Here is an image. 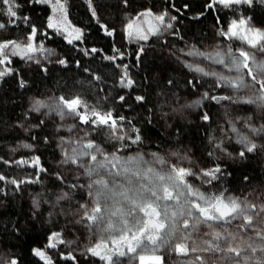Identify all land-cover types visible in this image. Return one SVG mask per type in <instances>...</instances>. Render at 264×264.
Masks as SVG:
<instances>
[{"label": "trees", "instance_id": "obj_1", "mask_svg": "<svg viewBox=\"0 0 264 264\" xmlns=\"http://www.w3.org/2000/svg\"><path fill=\"white\" fill-rule=\"evenodd\" d=\"M210 2L128 0L125 5L123 0H92V7L96 9L93 17L85 0H66L71 23L84 33L82 42L75 43H69L47 27L52 15L47 4L15 0L19 5L15 9L18 15L27 16L29 20L27 23L17 20L15 25H10V17L6 14L8 5L0 3V22L6 25L4 30H0V41L26 40L30 26L34 25L39 29L36 40L58 55L56 60L47 64H27L14 58L7 68L11 72L0 78V175L7 178L0 181V252H9L17 264H44L33 250L44 249L53 231L72 232L75 227L73 214L84 203L79 187H70L78 183L63 177L62 184L56 179L54 174L62 173L58 168L60 155L53 127L46 121L40 124L41 119L30 111L31 98L79 96L99 111H111L113 117L124 116L126 119L120 124L128 130L130 140L135 138L136 129L141 136V142L128 143L130 150H155L166 158L182 150L194 152L203 167L219 166L221 169L211 184L203 183L204 178L198 179L206 193L247 194L264 186V140L256 153L236 160L225 157L216 147L223 118V111L216 103L207 106L205 114L208 120L202 118L204 115L190 118L167 116L170 109L166 105H172L180 97H195L200 92H212L213 89L208 82L187 73L167 54L168 51L185 44L200 48L210 46L214 37L212 25L223 28L233 20L250 17L264 26V3L260 0H253L251 6L228 7L219 3L208 7ZM148 11L168 12L175 16L173 33L178 32L179 35L149 39L139 45L131 42L122 31L124 16ZM101 24L114 29L113 36L106 35ZM40 32L47 35L42 36ZM141 46L144 51L137 60ZM92 48L97 51L88 55L82 51ZM115 49L123 53V58L113 62L106 57L115 55ZM60 60L66 63L60 64ZM117 65H127L135 82L132 87L122 86L123 69ZM137 96H143L144 100L138 102ZM86 127L95 140L117 147L105 134L103 126L96 129ZM19 144L31 145L35 157H39V166L47 171L16 163L21 156L15 154ZM11 180L25 182L17 188L9 182ZM33 180L36 182H28ZM63 192L69 194L68 198L57 200ZM56 261L57 264H74V261L76 264H88L81 256L65 262L57 257Z\"/></svg>", "mask_w": 264, "mask_h": 264}, {"label": "snow or ice", "instance_id": "obj_2", "mask_svg": "<svg viewBox=\"0 0 264 264\" xmlns=\"http://www.w3.org/2000/svg\"><path fill=\"white\" fill-rule=\"evenodd\" d=\"M37 4H52L53 10H59L60 15L57 20L60 23L67 25L71 29V33L75 34V39L82 42L83 31L80 28L72 27L67 19V8L65 3L61 0H34ZM92 16H96V9L92 7V0H87ZM264 3V0H260ZM0 3L8 5L6 14L10 17L9 24L15 25L18 20L20 23H27L29 17L18 15L16 8L19 7L15 0H0ZM127 5L128 0H123ZM214 3H219L228 7L230 5L246 4L251 6L253 0H211L208 7H213ZM151 11L141 12L133 20H129L126 24V31L129 37L147 41L149 35H163L165 31L173 28L171 21L176 20L175 16L169 17V22H165L167 12L156 14L154 19L158 21L155 26H149L145 30H141L138 26L133 31V26L141 16H152ZM14 18V19H13ZM251 18H241L238 21L233 20L231 27L222 30V35L228 39L233 37L247 43L250 48L257 49L261 54H264V30L249 27L244 34L234 31L237 26H245ZM99 23V20H97ZM103 31L108 36H113L114 29L101 24ZM48 28H52L60 34H64V30L58 27L51 19L47 24ZM6 28L5 23L0 22V30ZM39 29L31 25L30 35L27 38V43H19L16 40L0 41V65H7L11 63L10 57L21 55L29 61L40 63L39 54H43L46 50L41 42L36 40V35ZM250 33V35H249ZM179 35L178 32L172 33ZM40 35H47V33L40 32ZM67 38V36H66ZM69 43H73L71 39ZM85 55L95 53L97 49H82ZM144 48L141 46L137 51V60L140 59V54L143 53ZM183 55L203 58L211 61L212 64L223 65L229 72L241 73L244 69L247 70L246 75L250 78L248 83L241 76L229 77L223 72L215 70L206 71L204 67H200L195 63H188L185 61V66L190 70L204 76H212L216 80V86H226L233 89L243 87H255L258 95L249 98L246 103H256L258 107L264 108V58L257 61L256 54H250L245 49H238L234 52L231 47L227 50L221 51L217 47L213 52H202L195 46L179 50ZM115 55L106 57L115 62L117 59L123 58V53L115 49ZM51 55V52L47 53ZM251 62V66H250ZM60 64H65L64 60L59 61ZM124 69L120 83L125 87H132L135 83L127 75V65H117ZM46 71V69H45ZM11 69L0 68V78L9 74ZM171 83V81H169ZM192 83V81H189ZM23 86V81H21ZM195 86V85H193ZM204 96L208 98V93ZM211 99L219 103L221 100L232 99L229 96H212ZM135 99L140 102L144 100L143 96H137ZM123 101L124 97L121 96ZM191 105H189L190 107ZM41 109H47L45 113H56L61 119L66 116L72 118H79V123L88 125L90 129L99 127H106L112 139L116 141H123L124 136L121 134V124L126 118L122 115L113 117L111 111H99L95 106L91 108L85 103L81 97L74 96L65 98L60 96L51 101L35 100L31 111L40 112ZM208 120L207 114L202 117ZM249 120L251 117L248 118ZM43 124V120L40 121ZM75 125L69 127V131ZM137 134L131 140L132 144L141 142L139 130H135ZM232 131L236 132V127L232 125ZM251 131L254 135L264 134V124L259 128L252 126ZM239 136V134H238ZM35 138V137H33ZM47 142V140H45ZM238 142L243 145V149L239 152L240 157L245 156V152H254L258 145L252 142L247 136H239ZM64 143L70 145L69 149L64 148ZM128 144L124 143L116 147L115 151H106L99 144L94 141L87 140L86 136L80 137L78 141L68 140L64 141L61 138V149L65 154V158L61 161L62 164L77 165L83 169L85 174L90 177V182L87 184L88 196L92 200V206L89 207L87 203L81 204L83 209L81 220L76 223L86 222L85 226L91 230L93 227L96 230L98 237L94 245L86 249L87 253L92 256H99L101 260L106 261V264H121L119 257L126 254L129 256V261H136L137 264H165L164 253L162 250L175 251L179 255L187 256L189 252H197V247L188 248L187 242L192 238V234L198 231L200 225L206 226L210 232L205 235L211 238L203 241L205 247L200 251L211 252H226L233 255L226 257L229 264H248L249 257L242 256V252L251 250L253 254L257 251L252 244H248L247 249H242L237 244L233 246V241L236 240V235L227 230V225H232L233 221H242L235 227L239 229L240 233L253 232L255 239L264 244V203L260 205L249 202L246 198L225 196L223 192L212 193L201 191L199 187H194L186 178L195 176L197 179L207 177L202 182L211 184L213 180L217 179V174L221 172L219 166L211 169H201L199 174L194 172L191 168L179 167L171 165L167 170H157L152 165L159 163L163 165L165 161L163 158L152 153L153 161L145 160L142 154L137 153L135 156L123 157L118 153L128 148ZM24 147H31V145H24ZM216 147H220L219 144ZM175 155V154H174ZM211 155V153H210ZM100 157V159H98ZM88 158V162L85 161ZM5 163H8L7 161ZM18 164L27 163V161H17ZM34 167H38L41 172H46L47 169L39 166V157H35L32 161ZM56 179L62 184L64 178L59 173ZM7 178L0 175V181H5ZM39 178L37 177L36 180ZM17 188L25 181L17 182L15 180L9 181ZM29 183L36 182L28 181ZM72 188H84V185L71 184ZM67 192L61 193L57 200L68 198ZM37 203L38 202H34ZM219 229V230H218ZM243 240V236H241ZM252 239V237H249ZM48 244L43 250L34 249V255L38 256L44 264H53L52 258L47 255V249L57 248L58 244L64 243L61 232L53 231L48 237ZM223 244V246H222ZM101 249L104 254H101ZM264 253V247L259 249ZM62 259L75 260V256L63 253L60 254ZM115 257V259H114ZM239 257L240 259H236ZM195 261L198 264H204V257L196 256ZM0 264H17L15 258L5 259L0 256ZM252 264H264V259H256Z\"/></svg>", "mask_w": 264, "mask_h": 264}, {"label": "rangeland", "instance_id": "obj_3", "mask_svg": "<svg viewBox=\"0 0 264 264\" xmlns=\"http://www.w3.org/2000/svg\"><path fill=\"white\" fill-rule=\"evenodd\" d=\"M87 2V0H85ZM62 3H64V0H61ZM88 3V2H87ZM50 6L52 10V15L50 19L58 24V27L64 30V34H60L54 29H52L54 32H56L59 35H62L67 41L71 39L73 43L79 41L75 39V34L71 33V29L63 24L60 23L57 20V17L60 15L59 10L56 11L53 10L52 4H47ZM232 6V5H230ZM65 7L67 8L66 4ZM168 13V12H167ZM140 14V13H139ZM137 15H125L122 20V31L124 34L128 37V39L133 42L137 43L138 45L142 42H146L144 40L139 39H133L129 37L127 31H126V24L129 22V20L135 19ZM152 16H141L139 20L136 21V24L133 26V31L136 30L137 26L141 30L147 29L149 26H155L158 24V21L154 19V16L158 13H152ZM172 15L168 13V16L165 17V22H169V17ZM247 18V17H245ZM67 19L70 22V25L72 27H76L74 24L71 23L67 8ZM238 21V20H237ZM173 24L172 29H168L163 33V35H149L148 40L150 39H163L168 37L173 33L175 30V20L171 21ZM229 27H231V23L228 25H225L223 28H218L212 25V29L214 31V37L210 42V46L200 48L195 46L197 49H199L202 52H213L217 47L221 51L227 50L229 47L234 52H237L238 49H245L249 51L250 54H256L257 61H260L262 58H264V54H261L257 51V49L250 48L246 42L239 40L235 37L232 39L226 38L224 35H222V30H226ZM249 27H255L261 30H264V26H260L257 23H255L252 19L248 21V24L245 26H237L234 31L240 32L241 34H244L247 31V28ZM250 35V33H249ZM67 36V38H66ZM147 40V41H148ZM19 43H27L26 40H19L17 41ZM194 45L185 44L183 46H180L178 48H175L174 51H168L167 54H170L171 57L174 59L175 62L178 63L187 73L192 74L194 77L208 82L212 89V92H200L195 97H180L178 100L173 103L172 105H166L168 109H170L169 113H167V116L171 117H181V118H190V117H201L205 114V111L207 109V106L210 103H216L218 107L223 111V118H222V124L217 136V141L220 147V152H222L225 157H228L229 159H242L245 156H248L250 154L256 153L262 146V142L264 140V134L261 135H254L251 131V127L255 126L259 128L262 124H264V108L258 107L256 103H246L250 97L255 98L256 95H258L257 89H259V85H255V87L249 86V87H243L239 89H233L226 86L217 87L216 86V80L212 76H204L199 73H196L192 70H190L188 67L185 66V61L188 63H195L198 64L200 67H204L206 71L212 69L217 72H223L225 75L229 77H236L241 76L244 78L245 83H248L250 78L246 75L247 70L244 69L241 73H237L235 71L229 72L227 69L223 67V65H217L212 64L211 61L204 60L203 58L197 57L193 58L190 56L183 55L179 50L185 49L186 51L188 48L192 47ZM44 49L46 50L45 53L39 54L40 63L38 64H47L50 63L58 58L57 53L47 47L43 44ZM51 52V55H48L47 53ZM172 53V54H171ZM238 55V52H237ZM14 58H18L22 60L24 63L27 64H34L36 62L29 61L26 58H22L21 55H16L10 57V60L12 61ZM9 64L7 65H0V68L7 69ZM251 66V62H250ZM124 72V69H123ZM127 75L132 79L131 75L129 74V71L127 70ZM205 93H208V98L204 96ZM212 96H229L232 99L229 100H221L219 103L217 101L211 99ZM55 98L49 97V98H43V99H37V98H31L30 99V111L32 108V105L35 100H42V101H51ZM89 105V104H88ZM189 105H191L189 107ZM91 108L92 106L89 105ZM247 109V110H246ZM48 110L47 109H41L40 112H33L34 115L39 117L44 122H49L51 126L53 127V132L55 134V143L56 148L60 155V161L58 162V168L60 169V172L62 173L64 178H69L70 181H73L75 183H78V185H84V188H79L81 191V194L83 195L84 203H87L89 207L92 206V200L88 196V189L87 184L90 182V177H88L84 170L79 168L77 165L72 164H62L61 161L65 158V154L61 149V138L64 139V141L68 140H76L78 141L80 137L86 136L87 140L94 141L95 143L99 144L103 149L106 151H115L116 147L108 146L103 144L102 142L95 140L89 131V129L86 127V125H83L79 123V118H72L70 116H66L64 119H61L59 115L56 113H50L45 114ZM257 115L256 118L254 115ZM251 117L249 120L248 118ZM235 125L236 132L232 131V125ZM75 125L74 128H72L71 131H69V127ZM105 134L111 138L109 134V130L104 127ZM121 134L124 136L123 141H116L112 139L113 142H115L118 146L123 145L124 143H131L130 136L128 130H126L124 127L121 128ZM247 136L252 142L257 143L258 147L257 149L252 152L248 153L245 152L244 157H240L238 154L243 149V145L238 142L239 136ZM24 145L29 144H19L15 154L21 155L20 160L27 161V163L21 164L23 166L34 168L32 161L35 158V152L33 147H24ZM64 148L70 149V145L68 143H64ZM137 153L142 154L145 158V160L153 161L154 157L152 156V153H156L157 156L163 158L165 163L163 165L159 163H155L152 166L155 167L157 170L164 169L167 170V168L171 165H176L179 167L184 168H191L194 172L199 174L201 169H210L203 167L195 157L194 152H191L190 150H182L178 152H174L171 156L166 158L161 152L155 151V150H130L129 146L126 150L119 152L118 154L127 157V156H135ZM175 154V155H174ZM100 159V157H98ZM85 161L88 162V158H85ZM206 179L207 177H202ZM189 182L193 184L194 187H199L201 191H204L203 188L200 186L198 179L195 176L187 177L186 178ZM225 196H233V197H239L240 199H247L249 202L260 205L264 203V186L256 187L254 190L247 194H241L238 192H227L224 193ZM83 203V204H84ZM83 213V209L79 208L76 213L73 214L74 220H75V227L72 229V232L69 233H61L62 239L64 240V243L58 244L57 248L47 249V255H49L52 258L53 264H57L56 258H61V253L65 254L66 256L68 254H71L76 257H82L85 258L88 261V264H106V261L101 260L99 256H92L90 253L86 252V249L94 245L97 242V235L96 230L93 227L91 230H89L85 224L86 222L76 223V221L81 220V215ZM262 216H264V213H262ZM242 221H233L232 225H227V230L233 234L236 235V240L233 241V246L239 245L242 249H247L248 244H252L254 248L257 249L255 254L251 252V250H248L246 252H242V256L249 257L248 264H252V261L260 258L264 259V253L260 252L259 249L261 247H264V244L261 243L258 239H255V233L253 232H244L240 233L239 229H237L235 226L240 224ZM219 230V229H218ZM211 230L208 229L204 225H200L197 232H194L192 234V238L187 242V246L189 249L192 247H197V252L192 253L189 252V255L183 256L177 254L175 251H168L167 249L162 250L164 253L165 258V264H198V262L195 261L196 256H202L204 257V264H229V261L226 259V257L231 256L233 254L226 253V252H211L206 253L203 251H200V249L205 247V244L203 241L210 239V236L205 235L206 232H210ZM241 236H243V240L241 239ZM249 237H252V239H249ZM48 244V243H47ZM223 246V244H222ZM43 250V249H41ZM101 254H104V250L101 249ZM131 254H126L123 257H119V260L121 264H137L136 261H129V256ZM0 256L4 257L5 259L12 258L11 254L9 252H0ZM115 259V257H114ZM236 259H240L237 257ZM63 262L67 261L68 259H62ZM77 261H74V264H76ZM243 264V262H242Z\"/></svg>", "mask_w": 264, "mask_h": 264}]
</instances>
